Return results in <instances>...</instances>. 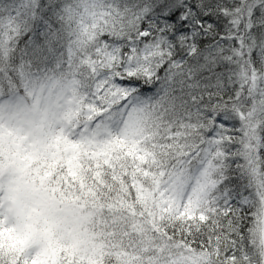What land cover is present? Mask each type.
Segmentation results:
<instances>
[{
  "label": "snow or ice",
  "instance_id": "snow-or-ice-1",
  "mask_svg": "<svg viewBox=\"0 0 264 264\" xmlns=\"http://www.w3.org/2000/svg\"><path fill=\"white\" fill-rule=\"evenodd\" d=\"M0 264H264V0H0Z\"/></svg>",
  "mask_w": 264,
  "mask_h": 264
}]
</instances>
